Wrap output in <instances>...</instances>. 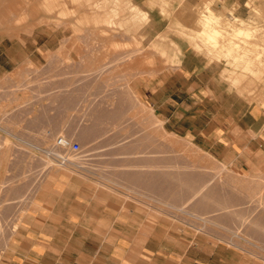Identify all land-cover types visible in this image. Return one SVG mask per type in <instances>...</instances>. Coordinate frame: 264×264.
Wrapping results in <instances>:
<instances>
[{
  "label": "rangeland",
  "instance_id": "374dc122",
  "mask_svg": "<svg viewBox=\"0 0 264 264\" xmlns=\"http://www.w3.org/2000/svg\"><path fill=\"white\" fill-rule=\"evenodd\" d=\"M200 5L191 24L173 22L167 27L162 18L172 19V15L165 0H0V61L5 62L16 45L24 56L25 45L33 50L36 38L58 37L62 43L57 51L44 53L49 68L74 70L71 83L77 86L79 122L73 126L78 138L70 141L82 146L80 153H69L55 145L63 134H55L53 128L29 127L37 114L29 109L50 102L45 99L51 96L42 94L46 80L36 78V72L45 70L42 63L28 61L11 72L0 68V127L6 131L0 148L1 152L6 148L0 159V235L18 228L27 217L34 189L58 185L62 178L66 185L84 184L101 208L109 199L115 200L117 211L132 206L150 221L161 218L167 228L182 234L258 251L256 236L264 234V169L224 164L192 139L168 134L154 110L132 88L134 78L147 74L152 59L145 43L104 41V37L119 41L123 25H132V32L158 36L163 42L172 41L173 46L176 40L168 34L186 38L199 53L217 60L204 45L201 22L211 5ZM115 6L121 7V21L112 12ZM128 10L138 16L136 21L125 20ZM213 11L221 16L216 26L223 29L222 44L215 50H221L223 44L236 50L234 57H222L230 66L227 73L235 83L262 80L264 0H246L240 7L242 15L236 8ZM106 12L110 13V26L104 19ZM166 27L167 33L162 35ZM240 27L252 33L236 36ZM68 54L74 57L50 60L51 55L64 59L62 55ZM57 154H65L64 164ZM9 243L0 241V258Z\"/></svg>",
  "mask_w": 264,
  "mask_h": 264
},
{
  "label": "crops",
  "instance_id": "0c3cea01",
  "mask_svg": "<svg viewBox=\"0 0 264 264\" xmlns=\"http://www.w3.org/2000/svg\"><path fill=\"white\" fill-rule=\"evenodd\" d=\"M165 1L172 15V19L162 18L167 27L173 22L191 24L202 2L221 12L236 8L238 15H242L240 7L246 2ZM167 27L162 35H166ZM168 35L176 40V46L158 36L132 32V28L130 33L119 35V41L110 37H104V41L145 43L152 59L147 74L134 78L132 88L139 100L154 110L168 134L192 139L224 164L264 169V78L252 79L254 84L235 83L227 73V60L211 59L199 53L190 40ZM59 42L58 37L36 38L33 50L25 45L24 56L16 45L8 59L0 61V68L11 72L28 61L42 63L45 70L36 72V78L46 80L42 94L51 96L45 99L50 102L29 109L37 113L29 127L53 128L55 134H63L70 141L78 138L73 126L79 122L74 95L77 86L71 83L74 70L49 68L44 53L57 51L62 44ZM62 57L66 58L51 55L50 60L68 61L74 55ZM59 181L58 185L34 189L27 217L18 228L0 235V241L10 242L1 250L0 264H264V234L256 236L260 246L255 252L213 244L169 229L161 218L152 222L132 206L117 211L115 200L109 199L101 208L84 184L66 185L62 178Z\"/></svg>",
  "mask_w": 264,
  "mask_h": 264
},
{
  "label": "bare ground",
  "instance_id": "6f19581e",
  "mask_svg": "<svg viewBox=\"0 0 264 264\" xmlns=\"http://www.w3.org/2000/svg\"><path fill=\"white\" fill-rule=\"evenodd\" d=\"M47 1V0H46ZM70 0H68V2H69ZM67 3V2H66ZM72 4V3H71ZM47 5H48V2H47ZM69 5V4H68ZM133 7H134V5H132ZM162 6V5H161ZM165 7H166V4L164 5ZM116 8H113V10H112V12L113 11H116V14H118V20L120 19V16H121V7L119 6H115ZM163 7V6H162ZM206 8V7H205ZM71 9V8H70ZM115 9V10H114ZM207 9V11H206V14H205V16H204V19H202V23H204V26H203V28H204V32H205V34H206V36H205V38H204V41H205V43H204V45L207 47V49H208V51L210 52V54L211 53H213L214 54V56L215 57H217V60H219V61H223V60H225L224 58L222 59V57H228V58H231V57H234L233 55H234V53H236L235 51L236 50H233V48L232 47H230V46H227L226 47V44L224 45H222L223 47H221L222 49L221 50H215V49H217V46L219 47L221 44H222V42L221 41H219V38H220V36L222 35V28H220V27H217L216 26V24H218L219 22V20H220V18H221V16H219V15H217L209 6L206 8ZM74 11V10H73ZM130 10H128V16L126 15L125 16V20H126V18H128L129 19V21L131 20V19H135V21H136V18H138V16L137 15H133L131 12L132 11H134L133 9H132V11H130ZM141 12H143V11H141ZM75 13V12H74ZM125 14H126V12H125ZM136 14V13H135ZM140 14V13H139ZM107 15H110V13L109 12H106L105 13V17H104V19L106 20H108L109 21V26H110V21L111 20H109L108 18L109 17H107ZM113 14H111V16H112ZM146 15V13L144 14V16ZM117 16V15H116ZM107 17V18H106ZM147 17V16H146ZM111 18V17H110ZM203 18V17H202ZM147 19V18H146ZM145 19V17L143 18V20H146ZM201 20V19H200ZM199 20V21H200ZM120 21H121V19H120ZM123 21V20H122ZM131 22V21H130ZM107 24V23H106ZM203 25V24H202ZM124 27H123V32H124V34H127V33H130V27L129 26H126V25H123ZM149 26V25H148ZM150 27V26H149ZM211 28V29H210ZM239 28V27H238ZM237 28V29H238ZM254 30H255V28H254ZM250 32L252 33V31H250V29H246V28H243V27H240V29H238V30H236V36L237 35H240V34H250ZM234 33V32H233ZM233 35V34H232ZM234 35V36H235ZM111 36H113V35H111ZM246 36V35H245ZM114 37H115V35H114ZM112 38V37H111ZM136 40V39H135ZM139 41V40H138ZM138 41H137V43H138ZM224 41V40H223ZM135 42V41H134ZM200 42V41H199ZM202 42L203 41H201L200 43L202 44ZM140 43V42H139ZM138 43V44H139ZM203 45V44H202ZM139 46V45H138ZM199 46V45H198ZM117 47H118V45H117ZM128 47V46H127ZM138 48V47H137ZM198 48V47H197ZM205 48V47H204ZM129 49V48H128ZM132 49V48H131ZM206 49V48H205ZM137 50V49H136ZM215 50V51H214ZM129 51V50H128ZM162 54H164V52H161ZM245 55V54H244ZM241 56V55H240ZM236 57V56H235ZM244 57V56H243ZM214 58V57H213ZM237 58V57H236ZM239 59H241V58H239ZM236 60V59H235ZM146 107V106H145ZM145 110V109H144ZM157 119V118H156ZM158 121V120H157ZM160 121V120H159ZM164 133V132H163ZM166 133V132H165ZM170 136V135H169ZM4 145V144H3ZM7 145V144H6ZM5 147H4V151L2 150V152L0 151V159H2V156L4 155V153H5ZM187 149V148H186ZM185 149V150H186ZM198 149V148H197ZM196 149V150H197ZM198 151V150H197ZM185 152V151H184ZM198 154V153H197ZM196 154V155H197ZM187 160V159H186ZM189 164V163H188ZM179 165V164H178ZM78 166V165H77ZM179 167V166H178ZM182 167V166H181ZM180 167V168H181ZM186 167V166H185ZM189 167H190V165H189ZM215 167V166H214ZM187 168V167H186ZM202 168V167H201ZM198 169V168H197ZM198 170H200V169H198ZM261 202V201H260ZM257 203V202H256Z\"/></svg>",
  "mask_w": 264,
  "mask_h": 264
},
{
  "label": "built area",
  "instance_id": "2783aa9c",
  "mask_svg": "<svg viewBox=\"0 0 264 264\" xmlns=\"http://www.w3.org/2000/svg\"><path fill=\"white\" fill-rule=\"evenodd\" d=\"M5 134H6V131L2 127H0V148L2 147V144L5 141V137H4ZM55 145L56 147H59L69 153L78 154L82 150V146L78 142L69 141L64 136H59L56 139ZM56 156H57V160L61 164H64V162L66 161L65 154H57Z\"/></svg>",
  "mask_w": 264,
  "mask_h": 264
}]
</instances>
